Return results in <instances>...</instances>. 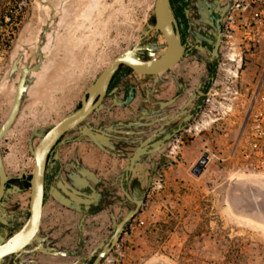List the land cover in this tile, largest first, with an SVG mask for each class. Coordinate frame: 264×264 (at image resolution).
<instances>
[{
	"label": "rangeland",
	"instance_id": "1",
	"mask_svg": "<svg viewBox=\"0 0 264 264\" xmlns=\"http://www.w3.org/2000/svg\"><path fill=\"white\" fill-rule=\"evenodd\" d=\"M153 3L0 0V124L10 108L18 76H8L11 61L20 53V67L35 64V51L42 44L41 68L32 74L20 112L0 142L8 174L32 170L28 153L32 130L73 110L97 74L152 23ZM224 41L229 42L221 47L215 79L206 95L209 102L205 99L202 112L190 125L180 154L158 172L122 243L102 264H264V180L232 179L252 175L237 171L227 159L230 140L223 134L234 131L233 117L222 108L219 114L207 112L209 106H231L229 70H235L237 63L227 58L239 49L237 39L234 43L224 37ZM254 69L241 66L238 86H245ZM218 116L221 119L213 121ZM202 156L209 160L195 173ZM27 198V193L11 197L22 208ZM139 220L143 223L138 226Z\"/></svg>",
	"mask_w": 264,
	"mask_h": 264
},
{
	"label": "water",
	"instance_id": "2",
	"mask_svg": "<svg viewBox=\"0 0 264 264\" xmlns=\"http://www.w3.org/2000/svg\"><path fill=\"white\" fill-rule=\"evenodd\" d=\"M46 5H49V3ZM152 14L153 23L145 27L147 32L144 34L141 32L132 47L117 53L109 64L97 74L81 94L78 108L69 111L55 123L49 124L38 131L32 130L29 136L28 151L34 160V164L29 179L28 215L18 230L6 240L3 239V243L0 244V264H38L37 255L44 257L67 255L66 252L49 245L48 235H39L41 216L45 204L43 194L47 155L65 132L74 130L75 136L67 141L61 139L60 144H65L68 141L89 142L114 158L124 159L126 162L122 171L129 170L134 174L136 166L140 165L139 160L141 157L161 149L166 137L162 139L159 136L164 133V129L173 127L176 119L186 113L188 107H191L180 106L183 111L179 115L166 120L157 119L152 122L147 121L146 119L149 117L143 115L134 117L135 110L127 106L128 97L123 102L116 103L117 106H109L106 110L109 119L114 108H123L122 115L127 117L125 122L121 121L115 125L109 124L103 128L102 126L95 127L87 122L84 123L91 112H100L102 108L101 100L105 95L108 83L120 64L127 66L136 74L150 76L171 68L182 57L183 46L180 42L176 18L170 0H154ZM151 31L159 34L164 43L146 42L141 44L142 38L146 36V39H148ZM41 48L42 44H38L35 51L38 60L35 64H23L20 67L18 65L20 53L11 61L8 76L16 77L17 74L18 76L10 108L0 124V142L20 112L23 99L33 82L32 74L38 72L41 68ZM156 49L157 54L154 52ZM144 53L147 57L152 58L142 59L141 56L143 57ZM96 121L98 122V119ZM184 121L187 122L189 119L185 118ZM143 135L149 136L142 138ZM34 138H38L35 144L32 142ZM206 160V156H202L196 170H194L195 173L201 171ZM128 179L129 176L126 174L124 180L127 181ZM7 180L8 177L4 170L0 152V197L5 193ZM150 180L151 175L148 177V186ZM98 181L91 170L80 168L76 163L62 164L55 186L50 188V195L59 206L74 214L81 215L78 218V229L80 231L84 228L86 211L91 204L97 203L100 198V192L95 188ZM6 191L12 193L18 190L7 189ZM120 191L126 200L134 203V207L128 210L118 221L112 216L113 228L111 233L97 242L90 252L81 255L82 261L87 262L93 258L91 264H100L101 260L112 252L129 221L139 212L146 190L138 198H135L121 183Z\"/></svg>",
	"mask_w": 264,
	"mask_h": 264
},
{
	"label": "flooded vegetation",
	"instance_id": "3",
	"mask_svg": "<svg viewBox=\"0 0 264 264\" xmlns=\"http://www.w3.org/2000/svg\"><path fill=\"white\" fill-rule=\"evenodd\" d=\"M234 1L235 0H170L176 18L180 42L183 46L182 57L179 61L171 68L150 76L136 74L130 68L122 64L115 70L108 83L105 95L101 100L102 108L100 112H91L84 123L87 122L95 127L102 126L103 128L109 124L115 125L121 121L125 122V118L127 117L122 115L123 108H114L113 114L110 115L111 117L109 119L106 110L109 106H117L116 103L123 102L128 97L129 101L127 106L135 110L134 117L143 115L150 118L146 119L147 121L152 122L157 119L166 120L179 115L180 112L183 111L180 109V106L191 107H188L186 113L176 119V123L173 127H166L164 129V133L159 136V138L162 139L166 137L161 149L141 157L139 160L140 165L136 166L134 174L129 170L125 172L122 171L126 162L124 159L114 158L100 150V152L113 159L114 165L112 169L114 172L109 180H104L96 176L99 181L95 188L97 191L99 188L102 190L99 191L100 198L97 203L91 204L86 211L87 214L82 231L78 229L77 219L71 242L68 243L67 246L58 249L66 252L67 255L54 257L61 259L57 264H91L93 258L87 262L82 261L80 258L81 255L88 253L87 247L91 243L88 239L83 237L87 218L92 214L104 213L103 222H98L97 225L100 228V233H104L102 239L106 238L113 228L112 216L118 221L128 210L134 207V203L126 200L121 193L120 184L122 183V185L128 189L131 196L135 198H138L142 192L146 190L140 207L141 209L149 191L155 183L156 176L159 174L158 172L163 171V166L168 168L167 163L180 154L179 149H182L184 146V137L186 133L190 131V125L202 112L206 95L214 82L217 62L221 58V47L224 42L227 19ZM141 32L144 34L147 32V29L145 28ZM149 35L148 39L144 36L140 43H164V40L159 34L151 31ZM133 45L134 44L130 47ZM154 52L157 54V49L154 50ZM141 58L149 59L152 57H147L146 53H144V56H141ZM113 96L115 97L113 98ZM79 105L80 99L73 110L78 108ZM185 118L189 119V121L185 122ZM97 119L98 122L96 121ZM74 132V130L65 132L47 155L46 171L44 175V208L50 202L57 204L50 195V188L55 186L59 170L62 167V149L72 144L79 143L68 141L65 144H60V140L64 139L67 141L74 138ZM146 136L149 135H143L142 138ZM37 140L38 138L33 144H35ZM198 162H196V166ZM196 166L194 170H196ZM79 167L81 168L82 166L79 165ZM82 168L89 170L85 167ZM32 170L28 173H19L15 175H10L5 170L8 180L5 183V193L0 197V244L18 230L28 215L29 179ZM126 174L129 176L127 181L124 180ZM149 175H151V180L148 186ZM7 189H15L18 191L9 193L6 191ZM25 193L28 195L27 206L22 208L18 206L19 202L17 200H12L11 197ZM76 215H78V218L81 216L80 214ZM130 222L131 221H129V223ZM124 232L120 235L118 243ZM104 260L105 259H102L100 264H102Z\"/></svg>",
	"mask_w": 264,
	"mask_h": 264
},
{
	"label": "built area",
	"instance_id": "4",
	"mask_svg": "<svg viewBox=\"0 0 264 264\" xmlns=\"http://www.w3.org/2000/svg\"><path fill=\"white\" fill-rule=\"evenodd\" d=\"M226 32L229 34L224 37H231L234 43L235 39L238 40L239 49L232 52L234 60L230 56L227 58V61L237 63L235 70H229L236 72L235 75L230 73L231 106H209L207 112L219 114L224 109L233 117L234 131L223 134L227 141L230 140L227 159L233 167L237 171L264 176V0H235L227 19ZM228 42L224 41L222 47ZM242 44L246 46L244 49ZM243 64L255 68L253 77L245 82L244 87L241 83L238 86V73ZM209 100L206 99L207 103ZM218 119L221 117L212 120ZM206 158L207 162L209 156ZM142 223L140 220L137 225Z\"/></svg>",
	"mask_w": 264,
	"mask_h": 264
},
{
	"label": "crops",
	"instance_id": "5",
	"mask_svg": "<svg viewBox=\"0 0 264 264\" xmlns=\"http://www.w3.org/2000/svg\"><path fill=\"white\" fill-rule=\"evenodd\" d=\"M114 120V119H112ZM61 160L63 165L76 163L94 172V174L104 180H109L113 174V159L106 156L91 143L79 142L62 149ZM102 191L101 188L98 192ZM78 215L55 204L48 203L42 213L39 235H48L49 245L60 249L71 242L74 232L75 223ZM104 213L92 214L85 222L84 238L91 243L87 247L89 252L93 246L99 242L104 233H100L98 222H103ZM140 221V220H139ZM127 228L121 237L122 243ZM38 264H57L61 259L54 257L36 256Z\"/></svg>",
	"mask_w": 264,
	"mask_h": 264
},
{
	"label": "bare ground",
	"instance_id": "6",
	"mask_svg": "<svg viewBox=\"0 0 264 264\" xmlns=\"http://www.w3.org/2000/svg\"><path fill=\"white\" fill-rule=\"evenodd\" d=\"M234 56H235V54L234 53H232L231 55H230V58L232 59V60H234ZM230 73H233L234 75H235V72H232V71H229ZM255 177H260V178H262V180H264V176H254V175H245V176H233L232 177V179L233 180H237V181H248L249 179H252V178H255ZM262 182H264V181H262ZM258 185V184H257ZM259 186V185H258ZM262 187H263V185H262ZM264 188V187H263ZM257 191V190H256ZM252 193H253V191H252ZM255 204H258V202H255ZM264 204V203H263Z\"/></svg>",
	"mask_w": 264,
	"mask_h": 264
}]
</instances>
